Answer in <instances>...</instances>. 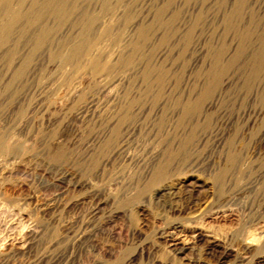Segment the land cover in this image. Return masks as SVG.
<instances>
[{"label":"rangeland","instance_id":"374dc122","mask_svg":"<svg viewBox=\"0 0 264 264\" xmlns=\"http://www.w3.org/2000/svg\"><path fill=\"white\" fill-rule=\"evenodd\" d=\"M5 1L0 264H264V0Z\"/></svg>","mask_w":264,"mask_h":264},{"label":"bare ground","instance_id":"6f19581e","mask_svg":"<svg viewBox=\"0 0 264 264\" xmlns=\"http://www.w3.org/2000/svg\"><path fill=\"white\" fill-rule=\"evenodd\" d=\"M61 0H50L49 4L50 5H55L57 2H59ZM6 5V1L5 0H0V6H2V9H3V6ZM1 7H0V10H2ZM9 14H14L12 15L11 19H12V23H17V21L19 20V16L16 15L15 13H10V10L7 11ZM11 26V25H9ZM7 26V27H9ZM91 30V22L84 25L83 26V30L81 31V34L78 38V41L75 42V44L71 47V53L69 56L66 57V61L70 62L72 60H74L76 58V55L79 53L81 47H82V44H84V39L86 36H88L89 32ZM70 46V45H69ZM253 67H254V71L252 72V77L251 78H257V76L260 74L261 72V68H262V65H263V62H264V48H262L261 50H259V52H257L255 55H253ZM217 67V65H216ZM215 67V68H216ZM218 80L215 79V81L212 83V89H214L213 87H215L218 83H217ZM211 88H208L207 91H205V95H208L210 92H211ZM261 101L264 102V93L261 95L260 97ZM127 103V102H126ZM59 106V105H58ZM132 106V103H128L127 105L125 104L121 109H120V118L118 120L120 125L123 124L122 122L126 119V115H127V112L129 110H131ZM192 106V103H187L185 105V108H183V117H185V114L190 110V107ZM133 107V106H132ZM195 110L198 109V106L196 105ZM130 112V111H129ZM117 120V121H118ZM118 127V126H117ZM115 128V127H114ZM119 129V128H118ZM116 129V130H118ZM114 133V132H113ZM3 141L0 140V150L2 149L1 147H3L4 143H2ZM2 143V144H1ZM161 171V170H160ZM157 173V172H156Z\"/></svg>","mask_w":264,"mask_h":264}]
</instances>
